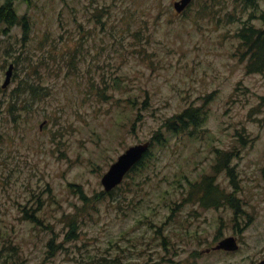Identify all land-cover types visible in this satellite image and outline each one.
I'll use <instances>...</instances> for the list:
<instances>
[{"label":"rangeland","instance_id":"374dc122","mask_svg":"<svg viewBox=\"0 0 264 264\" xmlns=\"http://www.w3.org/2000/svg\"><path fill=\"white\" fill-rule=\"evenodd\" d=\"M174 1L14 0L28 31L0 29V264H249L264 242V73L246 71L236 35L264 27V0ZM26 81L37 94L19 93ZM187 106L201 125L162 127ZM147 140L144 164L102 195L109 165ZM226 154L236 186L214 168ZM210 175L234 205L202 204ZM239 224L241 249L202 252Z\"/></svg>","mask_w":264,"mask_h":264},{"label":"trees","instance_id":"16d2710c","mask_svg":"<svg viewBox=\"0 0 264 264\" xmlns=\"http://www.w3.org/2000/svg\"><path fill=\"white\" fill-rule=\"evenodd\" d=\"M246 1L248 4L252 6L256 3V0H243ZM17 23H22L24 27V35L28 31V18L26 15L18 16L15 6L14 0H6L3 5L0 6V29L3 25L4 31L9 30L12 26ZM27 27V28H26ZM3 31V32H4ZM237 37L240 40V43L244 46L242 55L245 58V69L247 72H259L264 73V27H256L253 24H245L239 27L238 31L236 32ZM115 81V83H114ZM118 81L116 82V78L113 79L112 86H116ZM45 89V88H42ZM18 90V89H16ZM34 90H38V87L32 86L30 83L24 82V85L20 88V92H30L32 95L37 94ZM42 91V90H41ZM13 100V101H12ZM8 104V113L12 114L17 110V100L18 97L13 98ZM262 103L264 104V96H261ZM24 107L21 108V110ZM19 110V109H18ZM205 116V111L201 108V106H187L184 107L178 113L172 115L171 117L165 119L162 122V127H164L168 132H172L175 134L185 133L187 130L191 132L197 126L201 125ZM16 120H13L12 123L15 124ZM11 135L8 131L6 126L0 127V146L4 141L10 138ZM153 140L160 142L164 140L163 131H156L152 137ZM150 155V149H148L142 158L130 169H136L138 166H142L146 160V157ZM232 156L230 154L221 155L218 157L217 164L214 166L216 170H222L223 168L227 169V174L231 179V183L236 186L234 182V172L232 167L229 165L230 159ZM198 184L190 182L191 188V195L192 193L195 194V191L198 189ZM203 187V191L200 195V200L202 201L203 205H217L220 202V198H226L227 202L234 205L233 201V194L222 193L219 189L218 185L214 182L213 176H205L203 177L202 183L200 185ZM112 190L101 192L103 194H111ZM220 190V192H219ZM80 196L82 200H86L87 196L84 192L80 189ZM101 198V197H100ZM99 199V197H98ZM42 203V201H41ZM42 207V206H41ZM41 207L39 209H41ZM39 209H32L27 210L23 209V216L30 220L31 222L46 227L43 223V218L40 217L36 210ZM75 223V218L70 221ZM70 230L67 232L68 236L75 237L72 230L74 229L73 224L69 225ZM47 228V227H46Z\"/></svg>","mask_w":264,"mask_h":264},{"label":"water","instance_id":"95a60500","mask_svg":"<svg viewBox=\"0 0 264 264\" xmlns=\"http://www.w3.org/2000/svg\"><path fill=\"white\" fill-rule=\"evenodd\" d=\"M191 0H175L173 7L176 12H181ZM13 64L10 63L5 72V78L2 83V87H6L11 79ZM150 141H144L129 146L124 152H122L117 159L112 162L108 169L103 173L101 177V183L104 190L109 191L117 186L123 179L124 175L142 158L145 152L149 149ZM233 241L232 237L223 239L216 247L229 248Z\"/></svg>","mask_w":264,"mask_h":264},{"label":"flooded vegetation","instance_id":"af4514ba","mask_svg":"<svg viewBox=\"0 0 264 264\" xmlns=\"http://www.w3.org/2000/svg\"><path fill=\"white\" fill-rule=\"evenodd\" d=\"M226 200H227L226 198L222 197V198H220V202L217 205H213V206L219 207V206L225 205V204H227L229 206L232 205L229 202H227ZM221 202H223V203H221ZM233 212H234V214L240 213L241 212L240 207H237L236 209L233 208ZM243 226L247 227L248 225L247 224L246 225H240V224L236 225L235 227H237V228L234 230V232H232V234L220 236V237L214 239V242H212V244L209 247H206L204 249V251H202V252L214 253L216 251H222V252L231 253L234 251H238L243 246L242 236L240 237V234L243 231ZM227 237L233 238V241H232L231 245L229 246V248L216 247L223 239H225ZM249 255H250V257H249L250 263L249 264H264V242H262V244L256 246L254 248V251L252 253H250Z\"/></svg>","mask_w":264,"mask_h":264}]
</instances>
